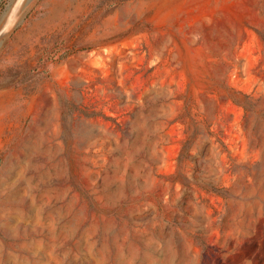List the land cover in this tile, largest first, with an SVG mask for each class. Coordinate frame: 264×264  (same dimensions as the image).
<instances>
[{
  "label": "rangeland",
  "instance_id": "rangeland-1",
  "mask_svg": "<svg viewBox=\"0 0 264 264\" xmlns=\"http://www.w3.org/2000/svg\"><path fill=\"white\" fill-rule=\"evenodd\" d=\"M0 264H264V0H0Z\"/></svg>",
  "mask_w": 264,
  "mask_h": 264
},
{
  "label": "bare ground",
  "instance_id": "bare-ground-1",
  "mask_svg": "<svg viewBox=\"0 0 264 264\" xmlns=\"http://www.w3.org/2000/svg\"><path fill=\"white\" fill-rule=\"evenodd\" d=\"M10 11V10H9ZM11 15V14H10Z\"/></svg>",
  "mask_w": 264,
  "mask_h": 264
}]
</instances>
